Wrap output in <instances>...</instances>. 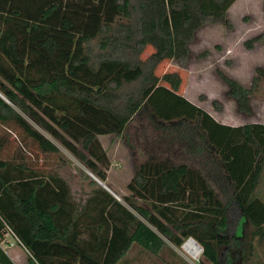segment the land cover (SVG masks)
Returning a JSON list of instances; mask_svg holds the SVG:
<instances>
[{"label": "trees", "instance_id": "trees-1", "mask_svg": "<svg viewBox=\"0 0 264 264\" xmlns=\"http://www.w3.org/2000/svg\"><path fill=\"white\" fill-rule=\"evenodd\" d=\"M235 1L0 0V121L23 143L56 154L57 141L102 180L110 158L101 135L154 117L165 146L135 164L122 196L149 223L92 177L76 199L65 177L23 151L0 156V239L11 232L32 264H118L134 244L159 254L169 245L161 234L177 246L197 240L199 264H252L255 239L264 243V122H223L179 92L178 70L156 72L167 58L186 66L205 26L231 27ZM256 71L248 87L218 69L244 114L264 66ZM0 264H14L1 246Z\"/></svg>", "mask_w": 264, "mask_h": 264}, {"label": "rangeland", "instance_id": "rangeland-1", "mask_svg": "<svg viewBox=\"0 0 264 264\" xmlns=\"http://www.w3.org/2000/svg\"><path fill=\"white\" fill-rule=\"evenodd\" d=\"M244 15L245 19H243ZM228 16L232 21V25H235L236 29L238 27L237 30L230 31L228 27V29L224 28L225 25L222 23L214 28L205 26L200 30L198 38L192 44V58L186 66L167 58L159 64L156 72L162 75L167 71L178 70L182 76L179 92L205 107L223 122L233 125L252 121L264 122V76L257 80V84L251 91L252 114H244L237 109L235 100L227 95V87L218 74V69H222L250 87L253 78L257 74L256 68L264 66V0H240L235 3ZM249 18H251L250 21ZM244 23L246 26H241ZM240 28L243 31L246 29L244 37L241 36ZM258 34L263 35L262 39L255 41L252 48L247 47L245 40ZM152 51L153 47L148 45L144 56ZM214 99L221 101L222 108L220 110L213 106ZM21 113L34 126L51 137L25 113ZM160 126L161 124L154 117L153 119L135 117L122 135H101L102 144L110 158V166L106 169L105 180L98 178L54 139L60 148V152L56 154L43 153L31 142L29 145L23 143L19 128L12 123H2L1 121L0 135L5 137V145L3 151H0V156L10 157L14 155V151H23L32 165L42 167L45 170L56 171L65 177L76 199L84 197L88 193L92 188V185L89 184L90 178L94 177L93 179L97 183L100 181L112 193L117 192L116 195L120 200L149 223L122 196L130 193L127 185L134 174L135 164L149 156L153 152L152 150L157 152L158 156L164 154L165 146L162 145L163 143L161 144L162 152L159 144L155 141L156 136L161 133V128L156 130L154 127ZM86 173H89L90 177ZM161 235L169 245L165 246L159 254H155L139 244H134L125 258L118 264H199L202 251L197 257H193L185 250L183 245L177 246L165 235ZM3 237L7 243L14 241L13 245L17 244L10 233L5 234ZM254 243L256 244V250L250 263L264 264V243H260L257 238ZM16 248L22 253L18 263L32 264L28 259L27 252L22 250L19 244ZM56 259L58 258L55 257L54 260Z\"/></svg>", "mask_w": 264, "mask_h": 264}, {"label": "crops", "instance_id": "crops-1", "mask_svg": "<svg viewBox=\"0 0 264 264\" xmlns=\"http://www.w3.org/2000/svg\"><path fill=\"white\" fill-rule=\"evenodd\" d=\"M238 1H240V0H236L233 4H232V6L229 8V10H228V13H230V10L232 9V7L235 5V3L236 2H238ZM244 1H246V0H244ZM243 6V5H242ZM243 9V8H242ZM245 14V13H244ZM243 16V15H242ZM243 19H245V15H244V17H243ZM251 20V18H249V21ZM218 24H220V23H213V24H209V25H207V26H211V27H215V26H218ZM223 26V25H222ZM226 26V25H225ZM224 26V28H226V29H228L229 28V30L230 31H233V30H237L238 29V27H237V29L235 28V25H232L231 27H228L227 28V26L225 27ZM241 26H246L245 25V23L244 24H242ZM246 30V29H245ZM243 31L241 28H240V31H241V36H243L244 37V35L246 34V31ZM239 31V32H240ZM5 100L7 101V99L5 98ZM101 137V136H100ZM87 174H89V173H87ZM94 178V177H93ZM98 184H100L102 187H104L101 183H98ZM105 188V187H104ZM106 190H108L107 188H105ZM110 190V189H109ZM108 190V191H109ZM110 192V191H109ZM111 193V192H110ZM112 194V193H111ZM257 194H258V196H260L263 200H264V168H263V171H262V174H261V177H260V180H259V184H258V186H257ZM18 244L19 243H17L16 245H12V246H4L3 244H0V246L4 249V251L7 253V255L9 256V258L12 260V262L14 263V264H19L18 263V261H20V258H21V256H22V253L19 251V249H17L16 248V246H18ZM20 246H21V248H22V250H24L25 252H27V250H26V248L23 246V245H21V244H19Z\"/></svg>", "mask_w": 264, "mask_h": 264}, {"label": "bare ground", "instance_id": "bare-ground-1", "mask_svg": "<svg viewBox=\"0 0 264 264\" xmlns=\"http://www.w3.org/2000/svg\"><path fill=\"white\" fill-rule=\"evenodd\" d=\"M183 246L193 257H197L202 251L201 245L193 238L188 239Z\"/></svg>", "mask_w": 264, "mask_h": 264}, {"label": "built area", "instance_id": "built-area-1", "mask_svg": "<svg viewBox=\"0 0 264 264\" xmlns=\"http://www.w3.org/2000/svg\"><path fill=\"white\" fill-rule=\"evenodd\" d=\"M7 233H10V234H11V232L8 231V232H5V233H4V236H5V234H7ZM11 235H12V234H11ZM12 236H13V235H12ZM13 237H14V236H13ZM14 238H15V237H14ZM190 238H192V237H189L188 239H190ZM188 239H187V240H188ZM193 239H194V238H193ZM187 240H186V241H187ZM15 241L17 242L16 238H15ZM186 241H185V242H186ZM196 241H197V240H196ZM185 242H184V243H185ZM197 242H198V241H197ZM4 243H5V244H4ZM184 243H183L182 245H184ZM198 243H199V242H198ZM0 244H3L4 246H12V245L14 244V241H10L9 243H7V241L4 240V237H2V238L0 239ZM199 244H200V243H199ZM201 247H202V246H201ZM202 248H203V247H202Z\"/></svg>", "mask_w": 264, "mask_h": 264}, {"label": "water", "instance_id": "water-1", "mask_svg": "<svg viewBox=\"0 0 264 264\" xmlns=\"http://www.w3.org/2000/svg\"><path fill=\"white\" fill-rule=\"evenodd\" d=\"M0 96L2 97V98H4L5 99V97L0 93ZM99 183H101L100 181H99ZM105 188H107L108 189V187L107 186H105L103 183H101ZM109 190V189H108ZM111 193H112V191L111 190H109ZM112 194H114L117 198H119L117 195H116V193H112ZM193 238V237H192Z\"/></svg>", "mask_w": 264, "mask_h": 264}]
</instances>
